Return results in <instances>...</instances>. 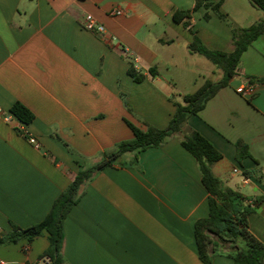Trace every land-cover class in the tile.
Masks as SVG:
<instances>
[{
    "label": "crops",
    "instance_id": "1",
    "mask_svg": "<svg viewBox=\"0 0 264 264\" xmlns=\"http://www.w3.org/2000/svg\"><path fill=\"white\" fill-rule=\"evenodd\" d=\"M195 5L196 0H0V105L11 113L21 102L35 116L27 124L0 113V232L44 220L82 164L99 162L105 151L134 137L128 121L142 129L144 122L165 128L175 102L222 80L220 66L190 50L195 36L211 50L232 52L233 29L264 18L251 0H224L225 18ZM117 9L122 14L112 13ZM177 11L190 14L176 21ZM87 13L105 26L107 39L83 28ZM132 65L145 75L142 81L130 75ZM245 81L256 85L250 98L236 91ZM191 129L222 153L212 170L249 198L250 229L264 243L262 33L242 53L229 83L188 117L179 134L142 150L137 162L135 153L124 154L126 160L85 184L63 223L67 262L205 264L195 223L209 214V193L196 158L181 143ZM240 139L251 155L238 161ZM48 236L44 231L31 242L0 245V264H38ZM211 264L237 263L216 252Z\"/></svg>",
    "mask_w": 264,
    "mask_h": 264
},
{
    "label": "trees",
    "instance_id": "2",
    "mask_svg": "<svg viewBox=\"0 0 264 264\" xmlns=\"http://www.w3.org/2000/svg\"><path fill=\"white\" fill-rule=\"evenodd\" d=\"M223 1L218 0L212 3L209 0H196L195 9L201 5L212 7L221 17L225 18V14L220 10ZM251 1L264 11V0ZM189 14L190 11H177L174 19L182 21ZM205 17L208 18L209 15L206 14ZM262 33H264V18L249 27L234 28L235 49L232 52L211 50L195 36L189 46L190 50L206 56L214 64L220 66L224 71L222 80L218 83L206 82L194 93L185 94L183 102H175L176 112L165 128H158L144 122L145 128L142 129L128 121L134 133L132 139L121 141L111 150L105 151L99 162L93 165L82 164L75 179L56 198L44 220L26 228L13 225L12 231L0 232V245L17 242L24 238L31 242L35 237L47 231L50 245L45 254L52 258L53 264H71L62 254L63 223L70 209L79 202L85 184L103 168L118 162L124 154L135 153L132 162H137L138 153L142 150L161 146L169 138L179 134L188 117L202 111L217 91L229 83L236 74L242 53ZM129 73L136 81H142L145 77L133 65ZM10 111L27 124L35 117L34 113L21 102H15ZM181 143L196 158L203 184L209 193V214L195 223V239L201 261L211 264L214 253L222 252L231 256L237 264H264V243L250 229L249 216L253 211V204L239 190L225 186L212 170V164L223 157L222 153L200 132L193 129L183 135ZM236 146L239 161L251 155L249 145L244 140H238ZM253 172L255 171L250 173ZM261 199L258 198L255 201L259 202Z\"/></svg>",
    "mask_w": 264,
    "mask_h": 264
},
{
    "label": "built area",
    "instance_id": "3",
    "mask_svg": "<svg viewBox=\"0 0 264 264\" xmlns=\"http://www.w3.org/2000/svg\"><path fill=\"white\" fill-rule=\"evenodd\" d=\"M112 13L113 14H122V10L121 9L113 10ZM82 26H83V28L85 30L95 32L98 35H100L102 38H106L107 39L109 37V34H108L107 29L105 28V26L103 24L97 22L95 17L92 14H90V13L85 14V16L83 17ZM236 91L240 95L250 98L256 93V85L245 81V82H242L241 84H239L236 87ZM0 113L7 120H10L11 117H12L11 113L10 112H5L3 110V108L1 107V105H0ZM29 141L32 144H34L37 148H39L40 144H39L38 140L34 136H30L29 137ZM234 171L238 172V169L235 168ZM38 264H53L52 258L49 255H47V254H43L41 256V258L39 259Z\"/></svg>",
    "mask_w": 264,
    "mask_h": 264
},
{
    "label": "rangeland",
    "instance_id": "4",
    "mask_svg": "<svg viewBox=\"0 0 264 264\" xmlns=\"http://www.w3.org/2000/svg\"><path fill=\"white\" fill-rule=\"evenodd\" d=\"M126 158H128V157H124V156L122 157V159H125V160H126ZM238 161H239V160H238Z\"/></svg>",
    "mask_w": 264,
    "mask_h": 264
}]
</instances>
